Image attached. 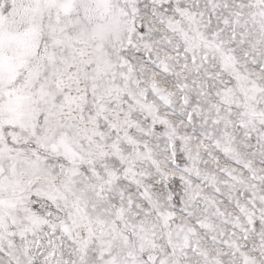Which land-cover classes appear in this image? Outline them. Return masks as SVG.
Returning a JSON list of instances; mask_svg holds the SVG:
<instances>
[{
  "label": "snow or ice",
  "instance_id": "snow-or-ice-1",
  "mask_svg": "<svg viewBox=\"0 0 264 264\" xmlns=\"http://www.w3.org/2000/svg\"><path fill=\"white\" fill-rule=\"evenodd\" d=\"M0 264H264V0H0Z\"/></svg>",
  "mask_w": 264,
  "mask_h": 264
}]
</instances>
